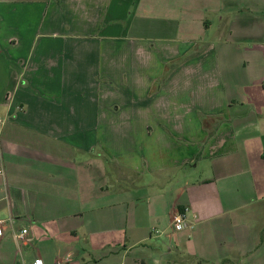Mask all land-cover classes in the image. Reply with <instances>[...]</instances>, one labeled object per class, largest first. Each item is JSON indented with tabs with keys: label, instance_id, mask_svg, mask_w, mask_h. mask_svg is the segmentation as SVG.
<instances>
[{
	"label": "crops",
	"instance_id": "0c3cea01",
	"mask_svg": "<svg viewBox=\"0 0 264 264\" xmlns=\"http://www.w3.org/2000/svg\"><path fill=\"white\" fill-rule=\"evenodd\" d=\"M0 118V264H264V0H0Z\"/></svg>",
	"mask_w": 264,
	"mask_h": 264
},
{
	"label": "rangeland",
	"instance_id": "374dc122",
	"mask_svg": "<svg viewBox=\"0 0 264 264\" xmlns=\"http://www.w3.org/2000/svg\"><path fill=\"white\" fill-rule=\"evenodd\" d=\"M131 12V11H130ZM42 17L43 15H40L39 11H36L33 15V20L30 22V19L28 22L29 23V26L31 27L34 23H36V27L34 28V31L32 34L34 35H42L43 33H46L47 30H45L44 27H41L40 26V23L42 21ZM130 20V17L128 18L127 22H129ZM119 25H122V23H119ZM171 67H172V64L168 65V67H166V69H164V71L161 73V72H158V77H157V82H156V85H155V92L159 91V89H161L162 85L166 83V79L169 75V72L171 70ZM155 74H149L147 73L146 76L149 77V78H152L154 77ZM114 92H120V89L117 88L116 86H114ZM137 104H134L131 102H127V105L126 106V109L127 111H129L130 113H136V112H142L143 114H151V113H154L153 112V108L152 107H149V106H139L137 107L136 106ZM200 108H202L200 106ZM252 208V207H250ZM249 210V208H248Z\"/></svg>",
	"mask_w": 264,
	"mask_h": 264
},
{
	"label": "built area",
	"instance_id": "2783aa9c",
	"mask_svg": "<svg viewBox=\"0 0 264 264\" xmlns=\"http://www.w3.org/2000/svg\"><path fill=\"white\" fill-rule=\"evenodd\" d=\"M4 125V120L0 118V142H1V132L2 127ZM0 176H4V170L2 167H0ZM186 220V214L185 212L178 211L176 214H174L171 222V227L173 232L180 231L185 223ZM6 225V222L0 219V236L3 235V229ZM12 236L15 242L22 247L24 244L30 243V235L29 231L26 228H23L21 230H15L12 226ZM34 264H42L40 260H37ZM56 264H62L61 262H57Z\"/></svg>",
	"mask_w": 264,
	"mask_h": 264
},
{
	"label": "trees",
	"instance_id": "16d2710c",
	"mask_svg": "<svg viewBox=\"0 0 264 264\" xmlns=\"http://www.w3.org/2000/svg\"><path fill=\"white\" fill-rule=\"evenodd\" d=\"M181 212H183V211H181Z\"/></svg>",
	"mask_w": 264,
	"mask_h": 264
}]
</instances>
